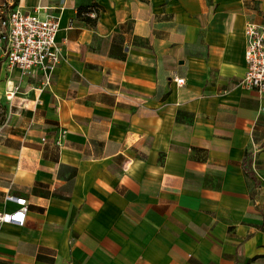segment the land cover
<instances>
[{
    "label": "crops",
    "instance_id": "crops-1",
    "mask_svg": "<svg viewBox=\"0 0 264 264\" xmlns=\"http://www.w3.org/2000/svg\"><path fill=\"white\" fill-rule=\"evenodd\" d=\"M15 9L60 16L43 92L8 69ZM249 23L264 26V0H0V212L29 203L24 226L0 225V264H264Z\"/></svg>",
    "mask_w": 264,
    "mask_h": 264
},
{
    "label": "built area",
    "instance_id": "built-area-1",
    "mask_svg": "<svg viewBox=\"0 0 264 264\" xmlns=\"http://www.w3.org/2000/svg\"><path fill=\"white\" fill-rule=\"evenodd\" d=\"M60 31V16L49 15L45 19L37 14H26L20 9L10 11L2 19V36L5 43L6 62L9 70L19 69L24 76L41 74L43 83L40 91L50 88L56 70L62 62V49L57 43ZM247 73L242 82L248 89L264 93V26L249 23L246 26ZM184 83L177 80L178 85ZM19 88L9 92L7 97L13 101ZM264 111V109H263ZM57 141L66 136V132ZM7 200L19 206L11 213L0 212V225L15 224L20 227L26 223L29 203L25 198L8 196Z\"/></svg>",
    "mask_w": 264,
    "mask_h": 264
},
{
    "label": "trees",
    "instance_id": "trees-1",
    "mask_svg": "<svg viewBox=\"0 0 264 264\" xmlns=\"http://www.w3.org/2000/svg\"><path fill=\"white\" fill-rule=\"evenodd\" d=\"M100 10H101V7L99 5L92 4L89 7L82 9L79 13V17L83 19L84 21H86L88 24L94 25L97 21V18L92 19L88 16V14L91 12H96L97 14H99ZM245 168H246L247 173L250 175L247 163L245 164Z\"/></svg>",
    "mask_w": 264,
    "mask_h": 264
}]
</instances>
